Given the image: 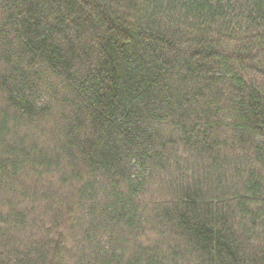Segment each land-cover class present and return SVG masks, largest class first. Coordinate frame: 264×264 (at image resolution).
I'll return each instance as SVG.
<instances>
[{"label": "trees", "instance_id": "16d2710c", "mask_svg": "<svg viewBox=\"0 0 264 264\" xmlns=\"http://www.w3.org/2000/svg\"><path fill=\"white\" fill-rule=\"evenodd\" d=\"M0 264H264V0H0Z\"/></svg>", "mask_w": 264, "mask_h": 264}]
</instances>
